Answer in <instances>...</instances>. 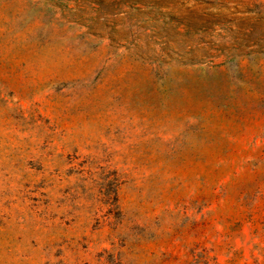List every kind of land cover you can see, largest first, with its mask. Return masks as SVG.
Wrapping results in <instances>:
<instances>
[{
  "label": "rangeland",
  "instance_id": "rangeland-1",
  "mask_svg": "<svg viewBox=\"0 0 264 264\" xmlns=\"http://www.w3.org/2000/svg\"><path fill=\"white\" fill-rule=\"evenodd\" d=\"M0 264H264V0H0Z\"/></svg>",
  "mask_w": 264,
  "mask_h": 264
}]
</instances>
